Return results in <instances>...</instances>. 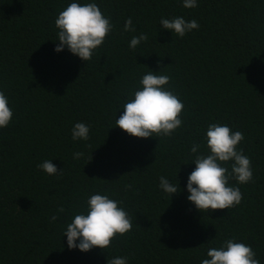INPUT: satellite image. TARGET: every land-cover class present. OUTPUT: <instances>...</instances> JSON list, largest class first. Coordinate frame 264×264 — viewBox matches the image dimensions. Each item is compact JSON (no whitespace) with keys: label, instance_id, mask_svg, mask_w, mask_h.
<instances>
[{"label":"trees","instance_id":"trees-1","mask_svg":"<svg viewBox=\"0 0 264 264\" xmlns=\"http://www.w3.org/2000/svg\"><path fill=\"white\" fill-rule=\"evenodd\" d=\"M71 2L0 0V91L13 111L0 129V264H201L231 238L264 264V0H197L193 9L182 0H95L114 27L89 62L55 51V20ZM175 16L200 27L180 38L160 25ZM128 18L135 32L124 31ZM141 32L147 42L130 49ZM150 70L171 77L185 106L171 138L116 127ZM77 122L90 127L88 141L72 139ZM217 122L243 133L253 181H230L243 195L238 206L203 213L187 199L190 148L206 152L207 126ZM44 160L64 174L43 172ZM161 176L180 192L164 193ZM96 193L122 202L132 230L105 250L69 249L66 226Z\"/></svg>","mask_w":264,"mask_h":264},{"label":"clouds","instance_id":"clouds-1","mask_svg":"<svg viewBox=\"0 0 264 264\" xmlns=\"http://www.w3.org/2000/svg\"><path fill=\"white\" fill-rule=\"evenodd\" d=\"M182 5L186 9H193L198 7V2L182 0ZM160 25L180 38L200 27L195 19L186 20L181 16L170 19L162 17ZM55 27L58 29L55 51L60 53L67 48L82 61L89 62L95 51L105 43L114 25L111 18L102 13L95 0L83 4L73 0L59 12ZM124 31H136L131 18L126 20ZM147 40L148 35L141 32L132 37L129 48L135 50L141 42ZM161 72L150 70L144 74L139 81L140 87L131 93L122 106L123 112L115 121L116 127L130 136L140 139L171 138L183 125L181 116L185 106L169 87L171 77ZM12 119L13 111L9 107L8 97L0 91V129L7 128ZM89 132L87 124L77 122L72 127L71 136L74 141H88ZM205 138L206 152H201V144L193 143L190 148L196 167L188 176L187 199L203 213L234 208L241 203L243 195L239 187L230 185V181L241 185L253 181L251 159L239 147L244 141V135L241 131H232L227 124L217 122L207 126ZM83 156V152L73 154L77 160ZM38 168L49 175L64 174V171L58 172L52 160H44ZM159 187L171 197L180 192L174 183L163 176L159 178ZM121 204V201L106 194L90 195L86 202V212L74 215L63 233L67 237L68 248L79 249L81 252H89L93 248L105 250L118 235L129 233L133 226L132 219ZM57 211L63 213L65 209L61 207ZM51 219L55 221L58 217L53 215ZM127 259L114 257L108 259V264H127ZM201 264H260V261L250 245L231 238L219 247H209L207 258L202 259Z\"/></svg>","mask_w":264,"mask_h":264}]
</instances>
